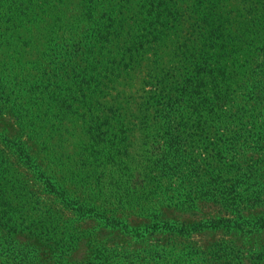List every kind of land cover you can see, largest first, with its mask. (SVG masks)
Wrapping results in <instances>:
<instances>
[{
  "label": "trees",
  "instance_id": "obj_1",
  "mask_svg": "<svg viewBox=\"0 0 264 264\" xmlns=\"http://www.w3.org/2000/svg\"><path fill=\"white\" fill-rule=\"evenodd\" d=\"M178 53L188 60L180 74L165 69ZM190 99L197 106L185 113ZM258 110L264 117V0H0V114L30 140L0 131V264H31L9 238L27 233L53 248L70 241L59 236L66 213L109 219L112 198L111 218L208 204L231 216L164 221L171 235L262 231L264 214L243 216L264 207ZM200 122L213 138L191 133ZM144 132L163 158L123 200L112 190L140 177L122 170ZM217 249L213 262L241 263L234 246ZM254 259L264 264V246Z\"/></svg>",
  "mask_w": 264,
  "mask_h": 264
},
{
  "label": "rangeland",
  "instance_id": "obj_2",
  "mask_svg": "<svg viewBox=\"0 0 264 264\" xmlns=\"http://www.w3.org/2000/svg\"><path fill=\"white\" fill-rule=\"evenodd\" d=\"M173 55L169 51L166 60L168 56L173 58ZM192 60L196 59L193 58ZM185 61L187 62L188 60H184L178 53L173 59L174 63L165 69L177 70L176 73L179 72L178 74H180L187 67ZM233 96L239 101L241 99L238 97H242L239 96L238 92ZM249 104L248 107L253 109V103L250 101ZM179 105L182 106L181 110L185 113L189 111V108L197 106L193 99ZM261 113V111H257V114H255L257 116L256 120L264 119ZM200 124L195 123V128L192 129L194 131H191V133L199 131L198 133L201 134L202 131H207L204 130L207 128L206 125L202 122ZM17 125L18 123L10 111L0 114V131L7 134V137L10 139L22 136V139L29 143L30 140L26 137V132L23 134V131ZM12 127L15 128L12 129ZM252 127H254L253 124H247L248 129H252ZM215 130H208L204 136H207L208 139L213 138ZM68 135L69 133L66 136L71 141ZM144 135L145 132L136 137V146L132 153L134 157L130 158V164L122 170L134 176L139 173L140 175L137 176L140 177H136L135 179L132 177L130 182L121 183L120 189L117 187L112 190H120L119 194L122 196L119 198H123V200L126 198V193H132L138 188L146 186V176L153 169V164L160 158H163V153L157 144H155L154 138H146ZM198 147L200 148V145ZM33 150H36V148H33ZM33 155L36 156L35 154ZM118 200L120 199L116 200L112 198L109 206L106 207L105 211L109 219L91 217L89 215L82 217L72 212L66 213L59 220L60 227L62 228L59 236L62 238L70 233V241L55 245L53 240H51L54 244L53 248L47 247L45 242L41 244L36 236H30L27 233H23L22 236H15L16 239H9L15 251H18L17 254L21 251L29 253L31 264H100L102 262H108L107 264H146V260H142V258L149 255L151 256L149 258L152 259L153 256L162 262L160 254L165 259V264L166 262L173 264L176 261L178 264H202L204 261L205 264H219L218 262H213V259L217 258L216 250H218L217 247L221 243H224L226 246L232 245L236 251H239L241 254L240 264H254L255 254L259 253L262 250V246H264V229L260 232L246 234L247 226L245 231H238L236 229L233 231L226 229L204 230L193 231L189 235H171L163 232L160 228L163 226L162 223L164 221L188 225L216 218L219 217V214H217L219 210L223 212L221 216H230L225 215L224 209L213 204L200 206L201 210L199 209L198 212L169 213H165L166 209H163L162 206L153 205L154 209L157 208L158 212L162 213L161 217L144 218L142 217L143 212L127 210L117 212L114 215L115 218H111L113 215L112 210L117 209L116 207L119 205ZM262 214H264V207L249 210L243 216L254 220ZM2 241L3 236L1 234L0 243ZM147 264L150 263L147 261Z\"/></svg>",
  "mask_w": 264,
  "mask_h": 264
}]
</instances>
